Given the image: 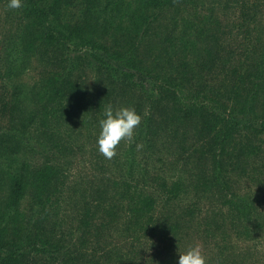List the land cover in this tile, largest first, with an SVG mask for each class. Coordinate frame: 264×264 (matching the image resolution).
Masks as SVG:
<instances>
[{
  "label": "trees",
  "instance_id": "16d2710c",
  "mask_svg": "<svg viewBox=\"0 0 264 264\" xmlns=\"http://www.w3.org/2000/svg\"><path fill=\"white\" fill-rule=\"evenodd\" d=\"M8 2L0 264H264V0Z\"/></svg>",
  "mask_w": 264,
  "mask_h": 264
},
{
  "label": "clouds",
  "instance_id": "9594fccd",
  "mask_svg": "<svg viewBox=\"0 0 264 264\" xmlns=\"http://www.w3.org/2000/svg\"><path fill=\"white\" fill-rule=\"evenodd\" d=\"M21 6L22 0L8 2L10 9H19ZM102 115L103 118L98 121L97 150L105 158L111 159L121 140L133 139L134 131L141 123V116L134 108L121 107L114 110L111 106L106 107ZM176 264H206V258L199 246L190 247L183 253L179 252Z\"/></svg>",
  "mask_w": 264,
  "mask_h": 264
},
{
  "label": "rangeland",
  "instance_id": "374dc122",
  "mask_svg": "<svg viewBox=\"0 0 264 264\" xmlns=\"http://www.w3.org/2000/svg\"><path fill=\"white\" fill-rule=\"evenodd\" d=\"M210 2H207L206 3V6H209V3H214V2H219V0H209ZM3 9V8H2ZM6 12V10L4 9L3 11H2V14L3 13H5ZM9 50V49H8ZM8 50H7V48L6 47H4V44L0 47V73H4L5 71H6V68H5V59H6V57H7V52H8ZM30 70L31 69H26V70H24L23 71V73L22 74H25V76H27V73H30ZM27 71V72H26ZM89 76V75H88ZM90 78H88V79H92L91 78V75L89 76ZM20 78H22V80L24 79L23 78V76L21 75V77ZM23 81H25V80H23ZM29 102V100L28 101H24V103L25 104H27ZM30 109H31V106H30Z\"/></svg>",
  "mask_w": 264,
  "mask_h": 264
}]
</instances>
